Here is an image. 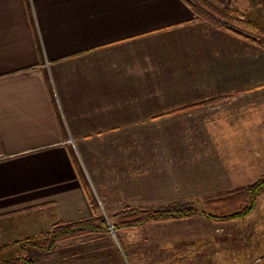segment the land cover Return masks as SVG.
Returning <instances> with one entry per match:
<instances>
[{
  "label": "crops",
  "instance_id": "obj_1",
  "mask_svg": "<svg viewBox=\"0 0 264 264\" xmlns=\"http://www.w3.org/2000/svg\"><path fill=\"white\" fill-rule=\"evenodd\" d=\"M205 24L183 0H0V231L17 226L48 231L101 213L88 180L97 174L94 155H87L86 172L80 162L87 140H159V133L144 125L193 124L203 115H212L206 122L216 123L222 113L214 109L249 91L251 86L218 83L222 71L214 87H204L203 77L211 73L204 60L224 53L207 50L200 39L192 45L181 33L201 32ZM212 28L208 31L218 42H241ZM165 34L173 37L163 39ZM136 42L175 46L124 52ZM249 74L250 60L241 71L231 70L238 83ZM168 134L183 142L152 149L163 155L161 162L152 161L155 168L138 163L134 173L122 177L118 202L126 204L110 214L125 207L201 201L249 186L232 188L235 181L229 177L225 182L222 173L229 165L224 163L219 178L204 175L209 169L196 165L201 156L188 147L185 134ZM119 146L125 153L127 145ZM132 180L136 197L126 183ZM160 200L166 205L155 206ZM213 222L197 217L167 223V231L224 230Z\"/></svg>",
  "mask_w": 264,
  "mask_h": 264
},
{
  "label": "rangeland",
  "instance_id": "obj_2",
  "mask_svg": "<svg viewBox=\"0 0 264 264\" xmlns=\"http://www.w3.org/2000/svg\"><path fill=\"white\" fill-rule=\"evenodd\" d=\"M208 1L219 9L234 13L238 18L245 19L264 31V0ZM199 29L201 32L192 35L182 32L181 35L188 36L192 45L200 39L203 46L208 47L207 50L212 49L224 53L216 57V53L213 52L211 53L213 60H204V63L211 64L208 69L211 73L207 72L208 74L206 73L207 75L203 77L204 80L202 79L204 87H214L215 76L221 71L223 77L219 74L217 79L218 83L222 82L225 87L234 84L251 87L243 96L235 97L217 110H213L222 113L215 116L213 121L218 120L216 123L206 122V119L211 118L212 115H203L205 119L197 118L193 124L144 125L145 130L159 133L161 138L159 140L123 141L102 138L87 140L84 149H81L83 150L80 159L81 166L85 172L87 168L89 170L91 165L88 163L87 155L88 153L94 155L91 160L97 174L88 180H90L98 211L107 218L109 226L112 225L109 220L112 216L110 213L126 204L118 202L119 191H122L120 189L121 178H124L130 171L134 173L138 163L150 170L153 166L152 161L161 162L163 155L156 156L158 152L151 151L152 149L161 147L171 149L183 142L179 138L170 137L168 134L170 132L185 134L186 142L190 143L188 147L192 148V152L198 151V157L201 156V161H198L196 165L201 162L203 167L209 169V174H205L204 171V175H217L219 178L221 163L228 164L229 168L224 170L222 176L224 175L225 182L228 181V177L234 179L235 185L232 188L237 187V184L251 185L264 176V50L247 44V42L244 43L242 40L241 42H218L213 33L208 31L213 29L208 24L200 25ZM245 33L255 40L263 39L258 34ZM162 37L170 39L173 36L165 34ZM167 46L173 47L175 43L157 45L136 42L129 45L127 51L124 52L135 53V55L152 52V49L160 52ZM180 46L183 47V45ZM214 46L216 49L213 48ZM229 54L233 56L232 59L227 56ZM218 57H223L225 60L218 61ZM248 60H250V74L238 83L235 77H231V70L233 68L235 71H241L242 66ZM223 63L228 66H222ZM213 69L218 70V72L215 70V75H212ZM225 87H223L224 90H226ZM213 92L211 91L207 96ZM220 117L226 122H221ZM123 143L127 145L125 153L119 149V144ZM137 148L141 149L137 150ZM233 164L237 166L233 167L232 173ZM123 171L125 173L121 175ZM133 173L131 176L135 177ZM107 183L108 186H105L104 184ZM126 183L130 185V196L132 194L131 197H136L135 189L133 191L135 181ZM222 188L227 189L226 185ZM163 200L154 205H166ZM199 208L203 209L200 205ZM223 208L227 207L221 209ZM218 224L223 225V231H212V227L207 231H190L189 226L186 227L187 231H167V224H160L136 232L116 234L114 228L111 227L107 236H87L75 239L74 242L68 240L62 242L53 253L33 252L30 256L36 264H264V197L259 201L257 210L247 219ZM17 227L16 231L11 228H9L10 231H0V246L15 241L22 243L24 239L40 232L36 227H33L32 231H21V228ZM19 245L0 249V259L12 258L14 250H17Z\"/></svg>",
  "mask_w": 264,
  "mask_h": 264
},
{
  "label": "trees",
  "instance_id": "obj_3",
  "mask_svg": "<svg viewBox=\"0 0 264 264\" xmlns=\"http://www.w3.org/2000/svg\"><path fill=\"white\" fill-rule=\"evenodd\" d=\"M183 1L190 6L200 20L264 50V31L257 26L245 19L238 18L234 13H227L219 9L208 0ZM245 32L258 34L263 39L255 40ZM263 197L264 176H261L249 186L215 197H207L201 201L174 202L163 207H125L109 217L112 224L110 226L107 218L101 214L89 220L58 223L48 231H40L36 235L24 239L22 243L15 241L0 246V249H6L20 244L15 258L8 261L0 259V264H36V261L30 256L33 251L53 253L64 241L95 235L107 236L111 227L117 234L118 232H136L154 225L182 222L197 217L220 224L245 220L257 210L259 201ZM199 205L204 210L200 209ZM222 207L227 208L221 209Z\"/></svg>",
  "mask_w": 264,
  "mask_h": 264
},
{
  "label": "built area",
  "instance_id": "obj_4",
  "mask_svg": "<svg viewBox=\"0 0 264 264\" xmlns=\"http://www.w3.org/2000/svg\"><path fill=\"white\" fill-rule=\"evenodd\" d=\"M112 232H114V231H112Z\"/></svg>",
  "mask_w": 264,
  "mask_h": 264
}]
</instances>
